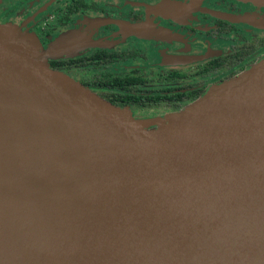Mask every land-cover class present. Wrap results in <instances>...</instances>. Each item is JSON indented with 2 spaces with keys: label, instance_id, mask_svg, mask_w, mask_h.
Here are the masks:
<instances>
[{
  "label": "water",
  "instance_id": "water-1",
  "mask_svg": "<svg viewBox=\"0 0 264 264\" xmlns=\"http://www.w3.org/2000/svg\"><path fill=\"white\" fill-rule=\"evenodd\" d=\"M48 55L0 23V264H20L34 205L35 264H264L250 222L264 198V55L165 119L134 118Z\"/></svg>",
  "mask_w": 264,
  "mask_h": 264
},
{
  "label": "flooded vegetation",
  "instance_id": "flooded-vegetation-1",
  "mask_svg": "<svg viewBox=\"0 0 264 264\" xmlns=\"http://www.w3.org/2000/svg\"><path fill=\"white\" fill-rule=\"evenodd\" d=\"M4 22L136 119L171 117L264 55V4L250 0H0Z\"/></svg>",
  "mask_w": 264,
  "mask_h": 264
},
{
  "label": "bare ground",
  "instance_id": "bare-ground-1",
  "mask_svg": "<svg viewBox=\"0 0 264 264\" xmlns=\"http://www.w3.org/2000/svg\"><path fill=\"white\" fill-rule=\"evenodd\" d=\"M264 202V198L258 200L256 208L251 209L250 222L254 221L258 229L264 232V210L260 209L261 204ZM38 205V203H37ZM32 217L30 227L23 240L21 246L20 264H35L42 246L43 230L41 228L42 221L35 205L33 206ZM27 228V225H26ZM161 255L150 256L146 264H158L161 260Z\"/></svg>",
  "mask_w": 264,
  "mask_h": 264
},
{
  "label": "rangeland",
  "instance_id": "rangeland-1",
  "mask_svg": "<svg viewBox=\"0 0 264 264\" xmlns=\"http://www.w3.org/2000/svg\"><path fill=\"white\" fill-rule=\"evenodd\" d=\"M48 51H49V54H50V55L53 54V51H51V50H48ZM165 118H168V117H164V118H155V119H165ZM152 126H154V125H150L149 127H152Z\"/></svg>",
  "mask_w": 264,
  "mask_h": 264
}]
</instances>
